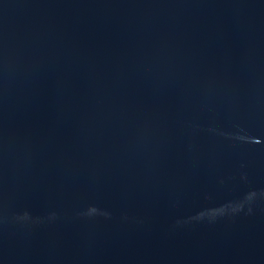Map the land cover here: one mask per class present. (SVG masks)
<instances>
[{
    "label": "water",
    "instance_id": "95a60500",
    "mask_svg": "<svg viewBox=\"0 0 264 264\" xmlns=\"http://www.w3.org/2000/svg\"><path fill=\"white\" fill-rule=\"evenodd\" d=\"M0 264H264V0H0Z\"/></svg>",
    "mask_w": 264,
    "mask_h": 264
}]
</instances>
